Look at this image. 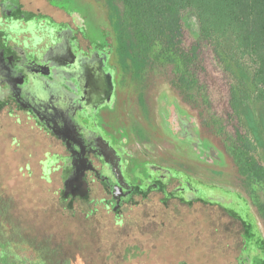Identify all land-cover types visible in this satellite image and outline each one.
Masks as SVG:
<instances>
[{
	"label": "flooded vegetation",
	"instance_id": "af4514ba",
	"mask_svg": "<svg viewBox=\"0 0 264 264\" xmlns=\"http://www.w3.org/2000/svg\"><path fill=\"white\" fill-rule=\"evenodd\" d=\"M43 2L0 0V264H264L198 94L123 62L106 0Z\"/></svg>",
	"mask_w": 264,
	"mask_h": 264
},
{
	"label": "trees",
	"instance_id": "16d2710c",
	"mask_svg": "<svg viewBox=\"0 0 264 264\" xmlns=\"http://www.w3.org/2000/svg\"><path fill=\"white\" fill-rule=\"evenodd\" d=\"M123 62L172 66L175 81L204 103L210 120L226 133L212 112L209 88L196 72L203 43L211 48L229 79L228 105L238 126L234 160L247 176L250 193L264 219V0H106ZM198 23L197 41L183 48L184 17ZM193 96V95H192Z\"/></svg>",
	"mask_w": 264,
	"mask_h": 264
},
{
	"label": "rangeland",
	"instance_id": "374dc122",
	"mask_svg": "<svg viewBox=\"0 0 264 264\" xmlns=\"http://www.w3.org/2000/svg\"><path fill=\"white\" fill-rule=\"evenodd\" d=\"M79 1V2H78ZM84 1V0H82ZM95 1L96 5H100L107 8L105 0H91ZM40 3H44L43 0H39ZM73 3L83 4L80 0H73ZM185 36L183 42V48L189 50L190 47L197 41L198 34V23L194 15L188 13L185 17ZM96 28L93 27L92 30ZM203 50L197 60L196 72L199 74L201 81L207 85L209 88L210 97L212 100L213 108L212 112L223 120V123L226 127V135L229 138H234L235 136V127L238 126L237 120L230 116L231 109L228 105V84L229 79L225 73L219 67L218 62L216 61L211 48L208 44L203 43ZM232 142V140H231ZM203 188L209 193H219L226 194L227 192L221 189V185L215 182L203 184ZM248 215L246 212L244 213ZM253 214V213H252ZM254 214L249 218H252Z\"/></svg>",
	"mask_w": 264,
	"mask_h": 264
}]
</instances>
